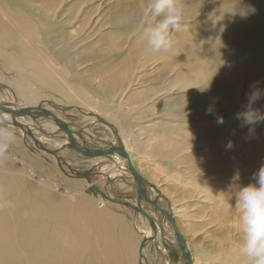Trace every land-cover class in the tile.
I'll use <instances>...</instances> for the list:
<instances>
[{
	"label": "rangeland",
	"instance_id": "374dc122",
	"mask_svg": "<svg viewBox=\"0 0 264 264\" xmlns=\"http://www.w3.org/2000/svg\"><path fill=\"white\" fill-rule=\"evenodd\" d=\"M4 2L45 24L39 32L48 37L47 43L39 42L46 46L45 52L59 58L65 77L83 91L94 112L105 117V108L108 115L115 114L119 134L131 136L130 150L138 153L130 156L134 168L176 207L172 217L187 241L190 264H247L237 194L240 186L254 181V174L264 166V155L225 168L229 148L216 146L209 134L218 137L222 129L240 124L237 114L246 110L250 85L256 82L264 88V0H184V22L174 30L171 47L159 52L149 49L145 26L136 23L138 10L147 12L146 0ZM122 16L127 17L126 26L117 24ZM134 42H138L136 47L129 49ZM144 57L149 61L130 82L131 65ZM2 76L9 79L12 73L3 71ZM186 78L196 83L181 89L178 83H185ZM209 81V88L202 91ZM209 107L212 114L204 112ZM254 107L264 111V99ZM69 116L77 118L75 113ZM218 117L223 123L217 122ZM263 125L255 129L264 130ZM92 128L100 130L96 125ZM142 142L151 143L142 151ZM23 151L35 153L26 142L22 147L10 145L0 156V165L19 168L26 159ZM31 169L30 179L44 175L53 181L56 194V188L62 191L73 186L64 181H76L54 169L43 171L35 164ZM119 177L124 181L112 176L108 186L112 185L113 192L123 191L117 185L122 183L131 196V180ZM97 181L104 183L100 177ZM118 213L130 221L132 211L120 209ZM166 219L161 214V220ZM145 246L147 264H178L182 259L178 243L169 242L161 232Z\"/></svg>",
	"mask_w": 264,
	"mask_h": 264
},
{
	"label": "bare ground",
	"instance_id": "6f19581e",
	"mask_svg": "<svg viewBox=\"0 0 264 264\" xmlns=\"http://www.w3.org/2000/svg\"><path fill=\"white\" fill-rule=\"evenodd\" d=\"M44 27L45 24L28 19L19 7L0 0V103L14 111L43 108L58 119L51 115L11 116L0 110V118L7 120L3 126L11 128L17 136L11 146L22 147L26 142L35 150L32 156L23 151L26 159L19 168L0 165L3 170L0 174V264H147L146 246L139 249L138 244L141 239L145 243L154 240L160 232L169 242L180 246L182 259L178 264H188L187 241L172 217L176 207L156 184L151 185L144 179L139 190V178L130 173L124 158L111 153L86 156L71 146L70 138L80 149L120 148L131 163V153L138 156L137 150H130L131 136L119 134L115 114L108 115L105 108L102 110L105 117L94 112V105L84 99L83 91L65 77L59 58L52 53L48 55L46 46L39 44L48 42V37L41 35ZM137 44L134 42L129 49ZM148 61L144 57L133 62L136 65L129 69L130 82L134 83V77ZM3 71L11 72L12 77L2 76ZM194 81L186 78L185 83L178 84L181 89L189 88ZM73 113L77 118L71 120L69 115ZM63 123L71 131L70 137ZM95 125L100 130L95 131L92 128ZM209 135L222 149L227 140L232 142L225 156V168L264 155V130L255 129L249 134L247 126L241 127L238 121L231 128L222 129L218 137L214 132ZM142 143L143 151L151 142ZM0 162L3 163V158ZM32 164L43 171L54 169L62 177L76 178V181H64L73 186L62 191L56 188V194L53 181H47L44 175L36 181L30 179ZM119 175L131 180L134 186L131 196H127L128 187L122 183L117 185L123 191L113 192L112 185L108 186L112 176L122 181L124 177ZM99 177L104 183L99 184ZM138 190L141 194L137 203ZM120 209L132 211L130 223L123 220V215L118 213ZM161 214L168 221H162Z\"/></svg>",
	"mask_w": 264,
	"mask_h": 264
},
{
	"label": "clouds",
	"instance_id": "9594fccd",
	"mask_svg": "<svg viewBox=\"0 0 264 264\" xmlns=\"http://www.w3.org/2000/svg\"><path fill=\"white\" fill-rule=\"evenodd\" d=\"M146 8V13L143 9L138 10L136 23L142 22L145 26L144 35L149 49L153 52L168 50L173 42L174 30L184 22V0H146ZM127 23L126 16L117 20V24L122 26ZM209 85L210 81L200 89L206 91ZM261 99H264V88L254 82L247 93L246 110L237 114L241 127L247 126L249 134L264 122V111L254 107ZM212 112L211 107L206 109V114ZM217 122L223 123V119L218 117ZM6 123V119L0 118V156L5 155L8 147L17 140L15 132L3 126ZM226 147L230 149L232 142L229 141ZM237 195L239 227L243 233L242 253L247 258V264H264V166L254 174L253 182L240 186Z\"/></svg>",
	"mask_w": 264,
	"mask_h": 264
},
{
	"label": "water",
	"instance_id": "95a60500",
	"mask_svg": "<svg viewBox=\"0 0 264 264\" xmlns=\"http://www.w3.org/2000/svg\"><path fill=\"white\" fill-rule=\"evenodd\" d=\"M0 110H3V111H6L7 113H9L11 116H14V115H28L30 117H35V116H39V115H51L53 116L57 121L58 119L54 116V114L51 112V111H48L46 109H43V108H39V107H26L24 108L23 110L21 111H14L8 107H6L3 103H0ZM17 125H19L18 123H16ZM63 128L67 131L69 137L71 136V131L67 129V126L63 123ZM21 126V125H20ZM70 143H71V146L77 150L78 152L86 155V156H96V155H100V154H115V155H119L120 157L124 158L125 161H126V164H127V167H128V170L130 171V173H133L134 175H136L137 178H139L138 182V187H139V190L141 189V186L142 184L144 183V178L137 172V170L134 168V166L132 165V163L130 162V160L128 159V156L126 155V153L120 149V148H117V147H112V148H108V149H104V150H97V151H90V150H86V149H80L78 148L74 143L73 141L71 140L70 138ZM138 190V195H137V198H136V202L138 203L139 202V194L140 191ZM140 211L146 216L148 217V215L140 209ZM149 219V217H148ZM172 224H173V220L171 221ZM152 226H153V222H152ZM145 244V240L143 239L140 244H139V249ZM186 255V258L188 260V264H190V259L189 257Z\"/></svg>",
	"mask_w": 264,
	"mask_h": 264
}]
</instances>
